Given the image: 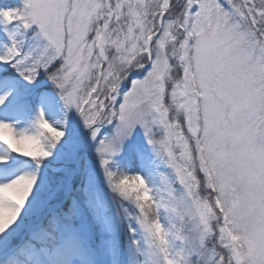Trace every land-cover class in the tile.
<instances>
[{
	"label": "snow or ice",
	"instance_id": "1",
	"mask_svg": "<svg viewBox=\"0 0 264 264\" xmlns=\"http://www.w3.org/2000/svg\"><path fill=\"white\" fill-rule=\"evenodd\" d=\"M0 264H264V0H0Z\"/></svg>",
	"mask_w": 264,
	"mask_h": 264
}]
</instances>
